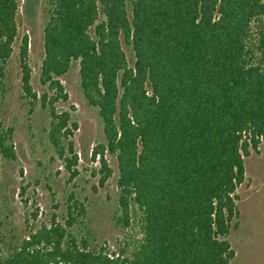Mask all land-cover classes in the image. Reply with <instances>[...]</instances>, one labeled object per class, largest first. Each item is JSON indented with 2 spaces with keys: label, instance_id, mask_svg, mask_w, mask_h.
<instances>
[{
  "label": "trees",
  "instance_id": "trees-1",
  "mask_svg": "<svg viewBox=\"0 0 264 264\" xmlns=\"http://www.w3.org/2000/svg\"><path fill=\"white\" fill-rule=\"evenodd\" d=\"M18 7L0 0V105ZM41 9L40 83L59 94L77 64L103 135L92 159L103 178L112 174L104 154L116 163L110 222L124 233L112 249L90 247L40 224L3 254L13 242L0 215V264H232L243 160L264 140V0H41ZM27 61L24 39L21 97L34 100ZM46 96L48 136L62 157L68 116ZM14 131L0 127V163L17 161Z\"/></svg>",
  "mask_w": 264,
  "mask_h": 264
},
{
  "label": "rangeland",
  "instance_id": "rangeland-1",
  "mask_svg": "<svg viewBox=\"0 0 264 264\" xmlns=\"http://www.w3.org/2000/svg\"><path fill=\"white\" fill-rule=\"evenodd\" d=\"M18 5L17 33L7 65L9 90L0 105V127L15 128L12 142L17 161L0 163L1 233L13 246L4 245L1 251H12L40 224L59 225L66 241L86 238L90 247L112 249L124 233L110 222L118 196L115 160L104 154L112 174L103 178L98 158L92 159L103 135L96 111L81 98L77 64L58 80L60 95L40 83L45 22L41 0H18ZM24 39L34 100L31 95L21 97L19 51ZM43 95H47L46 103L54 98L52 106L58 114L66 112L68 116L66 129L70 133L61 138L62 157L48 136L50 117L41 106ZM243 165L245 178L236 189L238 225L228 237L234 251L232 264H264V140L257 153L244 158Z\"/></svg>",
  "mask_w": 264,
  "mask_h": 264
}]
</instances>
